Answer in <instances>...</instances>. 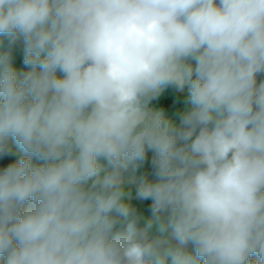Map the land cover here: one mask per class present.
<instances>
[{
    "label": "clouds",
    "instance_id": "clouds-1",
    "mask_svg": "<svg viewBox=\"0 0 264 264\" xmlns=\"http://www.w3.org/2000/svg\"><path fill=\"white\" fill-rule=\"evenodd\" d=\"M5 41L0 264H264V0H0Z\"/></svg>",
    "mask_w": 264,
    "mask_h": 264
},
{
    "label": "trees",
    "instance_id": "trees-1",
    "mask_svg": "<svg viewBox=\"0 0 264 264\" xmlns=\"http://www.w3.org/2000/svg\"><path fill=\"white\" fill-rule=\"evenodd\" d=\"M6 48V41L3 44H0V51H4ZM15 59L14 63L18 69H22L23 66V55L22 51L17 48L14 53ZM187 95L186 90L184 92H177L173 88H167L160 93L156 98L150 102V107L154 110L163 111L165 118L173 122L179 123V119L183 114ZM14 155L6 157L0 160V167L6 166L8 163L13 162L20 158L21 153L18 149L13 146ZM151 157L152 153L147 154L145 163L138 168L136 175L138 177L143 176L148 180L154 179L153 170L151 167ZM133 205L136 207L138 214L142 215L144 218L139 222L138 227H143L146 221L151 217L150 205L151 201H140L136 198H132Z\"/></svg>",
    "mask_w": 264,
    "mask_h": 264
},
{
    "label": "rangeland",
    "instance_id": "rangeland-1",
    "mask_svg": "<svg viewBox=\"0 0 264 264\" xmlns=\"http://www.w3.org/2000/svg\"><path fill=\"white\" fill-rule=\"evenodd\" d=\"M154 110V109H153ZM132 198H135V192L133 191L132 193Z\"/></svg>",
    "mask_w": 264,
    "mask_h": 264
}]
</instances>
